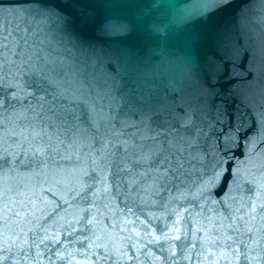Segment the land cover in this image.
<instances>
[{
  "label": "water",
  "instance_id": "water-1",
  "mask_svg": "<svg viewBox=\"0 0 264 264\" xmlns=\"http://www.w3.org/2000/svg\"><path fill=\"white\" fill-rule=\"evenodd\" d=\"M0 101V264H264V0H0ZM165 137L166 181L105 164Z\"/></svg>",
  "mask_w": 264,
  "mask_h": 264
},
{
  "label": "snow or ice",
  "instance_id": "snow-or-ice-1",
  "mask_svg": "<svg viewBox=\"0 0 264 264\" xmlns=\"http://www.w3.org/2000/svg\"><path fill=\"white\" fill-rule=\"evenodd\" d=\"M13 96L17 95L16 92L12 93ZM3 101H0L2 103ZM150 119V117H149ZM141 139H144V137H141ZM116 143L120 144L122 146L123 150V156H119V152L121 149H117L116 152H111V147L109 145H105L106 148L109 149L108 152L104 153L103 159L105 160V164L108 168L112 167V163L109 159V154L111 157H117L116 164H117V171L122 172L123 169L120 167L122 164L125 168H143L147 173H151L153 177L155 178L153 180V183L155 184L157 180L159 181H166V178L169 177V172L177 173L178 169H180L183 166L184 161L180 158L178 155L179 152L183 151L182 148L178 147L177 141L175 137L172 138H163V139H153L152 144L150 147L145 149L144 145L142 144H136L135 142L130 141H123L118 140ZM166 145V146H165ZM114 146V145H113ZM190 147V144L187 145ZM37 151H40V149H37ZM96 169L94 168L93 171ZM85 176L89 175L87 172L83 173ZM78 188L74 192L75 196H80L81 193H83V196H81L82 200H86L89 195L95 196L96 193L93 191V186L97 183H100V181L96 180L95 178H92V183L88 184L87 182H81L78 181ZM259 187L264 188V183H260ZM103 188L105 191L108 189L107 180L105 179ZM69 191H73L72 189H69ZM259 195V193H257ZM182 198V197H181ZM67 202V201H65ZM261 210L264 211V200L260 201ZM257 208V204L254 202L252 203L251 207L249 208L250 212H255ZM187 211V209H177L174 212V215L176 216V221H180L182 219L181 212ZM238 211V209H237ZM247 215V214H246ZM251 219H255V217H251ZM91 223V220L88 221ZM175 224V222H173ZM200 231L207 232L208 229H198ZM135 231V230H133ZM180 228L173 226L169 227L167 229V232H161L160 235H155L153 233V239L150 241L151 243H156L158 241H171L176 240L179 241L181 239V235L176 234L180 233ZM238 230H234L235 232ZM247 231H252L251 227L247 228ZM173 234V235H170ZM139 235V233H137ZM185 239L188 237L187 231L183 233ZM193 237L195 238V234L193 233ZM47 238V237H46ZM59 237H52V240L55 242L58 240ZM218 241H221V243H217ZM43 242V241H41ZM260 240L258 238H254L252 241V244H259ZM236 245L235 241H232L231 236H223V235H205L203 238H201V249L202 251L198 253L197 255L203 256L204 259L201 261V264H218V261L220 259L224 260H230V261H236L239 259L244 260H254L255 258L251 255V251L248 252L247 255L244 253H241L239 251L238 246H236V250L233 251V246ZM195 244H192L191 247H195ZM248 248L251 249V245H248ZM169 252L170 254H174L175 252V245L169 244ZM62 253L58 252L57 256L62 257ZM214 257L213 259H210L209 257ZM184 259H190L189 256L183 257ZM0 259H8L7 256L0 257ZM128 259H132V257H128ZM256 264H259L257 261Z\"/></svg>",
  "mask_w": 264,
  "mask_h": 264
}]
</instances>
